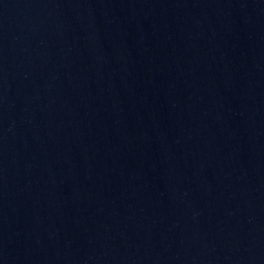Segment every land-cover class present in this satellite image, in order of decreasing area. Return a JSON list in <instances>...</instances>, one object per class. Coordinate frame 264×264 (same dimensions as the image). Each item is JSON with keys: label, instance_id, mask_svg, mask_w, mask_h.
<instances>
[{"label": "water", "instance_id": "water-1", "mask_svg": "<svg viewBox=\"0 0 264 264\" xmlns=\"http://www.w3.org/2000/svg\"><path fill=\"white\" fill-rule=\"evenodd\" d=\"M0 264H264V0H0Z\"/></svg>", "mask_w": 264, "mask_h": 264}]
</instances>
